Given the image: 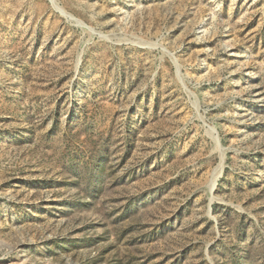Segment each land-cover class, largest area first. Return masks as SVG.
<instances>
[{"label":"rangeland","instance_id":"obj_1","mask_svg":"<svg viewBox=\"0 0 264 264\" xmlns=\"http://www.w3.org/2000/svg\"><path fill=\"white\" fill-rule=\"evenodd\" d=\"M0 264H264V0H0Z\"/></svg>","mask_w":264,"mask_h":264},{"label":"bare ground","instance_id":"obj_2","mask_svg":"<svg viewBox=\"0 0 264 264\" xmlns=\"http://www.w3.org/2000/svg\"><path fill=\"white\" fill-rule=\"evenodd\" d=\"M218 175H219V174H218ZM219 176H220V175H219ZM219 176H218V177H219ZM216 178H217V175H216V177H215L214 179H216ZM214 181H215V180H213V182H214ZM212 188H213V185L211 186V190H212Z\"/></svg>","mask_w":264,"mask_h":264}]
</instances>
